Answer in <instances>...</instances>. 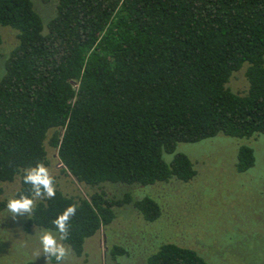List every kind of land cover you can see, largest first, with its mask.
I'll use <instances>...</instances> for the list:
<instances>
[{
  "label": "trees",
  "instance_id": "1",
  "mask_svg": "<svg viewBox=\"0 0 264 264\" xmlns=\"http://www.w3.org/2000/svg\"><path fill=\"white\" fill-rule=\"evenodd\" d=\"M0 26L17 34L0 77V193L19 177L16 195H30L23 170L48 164L50 129L63 171L89 186L186 182L196 171L178 142L264 134V0H58L45 30L32 0H0ZM244 65L248 88L232 92L226 83ZM253 163L252 148L240 146L236 170ZM70 204L77 212L64 243L76 255L116 207L132 204L147 221L162 214L148 196L56 188L36 200L25 229L56 231L52 221ZM146 264L207 262L168 241Z\"/></svg>",
  "mask_w": 264,
  "mask_h": 264
},
{
  "label": "rangeland",
  "instance_id": "2",
  "mask_svg": "<svg viewBox=\"0 0 264 264\" xmlns=\"http://www.w3.org/2000/svg\"><path fill=\"white\" fill-rule=\"evenodd\" d=\"M32 2L45 30L56 14L58 0ZM16 43V31L0 26V77L5 57ZM245 68L235 71L226 83L232 92L247 90ZM53 132L50 129L45 140V166L55 178V187L64 194L88 198L103 191L120 198L128 193L134 199L154 198L162 208L155 221L145 220L132 204L114 208L115 218L85 239L81 255L63 242L68 255L62 264H146L147 256L168 241L193 248L207 264H264V134L240 138L218 133L196 142H178L175 152L186 154L196 171L186 182L170 179L150 185L105 182L89 186L63 171L57 148L50 144ZM242 145L252 148L254 163L238 172L237 152ZM19 185V177L3 182L0 199L7 203L17 196ZM27 219V214L13 218L6 207L0 212V264H46L44 254L38 255V236L45 228L32 226L27 231ZM114 245L125 254L111 256Z\"/></svg>",
  "mask_w": 264,
  "mask_h": 264
},
{
  "label": "clouds",
  "instance_id": "3",
  "mask_svg": "<svg viewBox=\"0 0 264 264\" xmlns=\"http://www.w3.org/2000/svg\"><path fill=\"white\" fill-rule=\"evenodd\" d=\"M22 179L24 184L30 185V195L20 193L8 199L6 208L13 218L25 214L31 216L37 199L50 200L56 196L55 178L42 162H37L34 166L24 169ZM76 212L77 205L70 204L54 218L52 223L58 236L49 229H43L39 234L41 251L38 255L44 254L46 264L52 260L55 264H62L68 255V249L63 242L68 239L70 221Z\"/></svg>",
  "mask_w": 264,
  "mask_h": 264
}]
</instances>
